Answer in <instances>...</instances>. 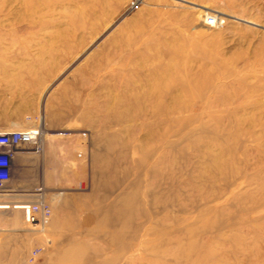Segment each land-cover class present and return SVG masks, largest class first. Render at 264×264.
<instances>
[{
  "label": "rangeland",
  "instance_id": "1",
  "mask_svg": "<svg viewBox=\"0 0 264 264\" xmlns=\"http://www.w3.org/2000/svg\"><path fill=\"white\" fill-rule=\"evenodd\" d=\"M130 1L0 0L51 210L14 262L264 264V0Z\"/></svg>",
  "mask_w": 264,
  "mask_h": 264
},
{
  "label": "crops",
  "instance_id": "2",
  "mask_svg": "<svg viewBox=\"0 0 264 264\" xmlns=\"http://www.w3.org/2000/svg\"><path fill=\"white\" fill-rule=\"evenodd\" d=\"M20 59L16 53L0 52V133L25 131L36 126V111L27 108H35L38 104L35 96L27 101L22 95L27 79L25 66L22 67L18 62ZM4 60L10 62L6 64ZM35 73L36 68L33 74ZM37 75L38 82L35 79L33 83L36 87L37 82L40 88V69ZM28 82L31 83L30 80ZM39 154L38 151L28 154L23 151L17 152L8 172L9 180L0 189V205L7 206L3 210L0 209V264H16L14 261L20 259V247H25L27 231L24 229L26 225L24 214L22 210H14V207L43 201L41 195L29 194L36 184L34 178L29 181L25 177L28 166H33L35 170L39 165L36 169L41 172ZM16 218L19 220L17 225L14 223Z\"/></svg>",
  "mask_w": 264,
  "mask_h": 264
},
{
  "label": "built area",
  "instance_id": "3",
  "mask_svg": "<svg viewBox=\"0 0 264 264\" xmlns=\"http://www.w3.org/2000/svg\"><path fill=\"white\" fill-rule=\"evenodd\" d=\"M141 4V0L130 1L127 6V12H137ZM204 25L210 30L216 29L217 17L212 14L208 15L204 19ZM40 137L41 133L37 128H29L25 131L0 133V189L2 185L9 180L8 172L11 167V162L15 158L17 152L25 151L30 147H36L40 141ZM21 207L27 225L39 228L48 224L51 217V210L45 202L40 201L37 203L24 204ZM39 255V248L32 249L27 256V262L29 264H35Z\"/></svg>",
  "mask_w": 264,
  "mask_h": 264
},
{
  "label": "bare ground",
  "instance_id": "4",
  "mask_svg": "<svg viewBox=\"0 0 264 264\" xmlns=\"http://www.w3.org/2000/svg\"><path fill=\"white\" fill-rule=\"evenodd\" d=\"M221 22H222V21H219V20H218V18H217V25H216V29L220 27V25H221ZM2 205H3V204H1V205H0V209H2V210H3V208H7V206H2ZM4 205H6V204H4ZM21 206H22V204H21V205H17V206H15V207H14V210H15V209L21 210V209H22V207H21ZM22 217H23V216H22ZM24 220H25V219H24ZM42 227H43V226H42ZM32 228H37V227H35V226H32ZM40 228H41V227H40Z\"/></svg>",
  "mask_w": 264,
  "mask_h": 264
}]
</instances>
